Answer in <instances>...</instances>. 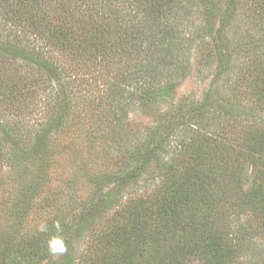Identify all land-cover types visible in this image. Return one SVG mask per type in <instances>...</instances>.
<instances>
[{"label":"trees","instance_id":"trees-1","mask_svg":"<svg viewBox=\"0 0 264 264\" xmlns=\"http://www.w3.org/2000/svg\"><path fill=\"white\" fill-rule=\"evenodd\" d=\"M191 69L213 73L199 101L129 121ZM62 133L122 152L89 202L117 210L52 264H264V0H0L2 196ZM50 229L8 245L17 264L48 257Z\"/></svg>","mask_w":264,"mask_h":264},{"label":"rangeland","instance_id":"rangeland-1","mask_svg":"<svg viewBox=\"0 0 264 264\" xmlns=\"http://www.w3.org/2000/svg\"><path fill=\"white\" fill-rule=\"evenodd\" d=\"M251 21L250 18L245 19L241 32L247 30ZM212 76V72L199 75L191 69L188 77L177 82L173 99L139 108L129 114V121L140 128L155 126L159 117L171 113L183 96L199 101L209 90ZM77 138L82 141L79 142ZM112 145L95 144L84 138L83 134L62 133L52 137L46 153L25 163V184L15 185L13 191L7 186L4 196L0 189V264L19 263L16 254L8 251V245H15L20 241L25 245L28 243L26 240L36 238L41 233L39 227L42 223L57 232L55 237L61 238L66 249L76 258L86 247L89 238L105 229L106 222L117 209L112 207L106 212L99 213L98 209L93 212L89 209V202L94 183L114 170V160L122 152ZM131 146L130 144L128 147L130 152ZM130 152L127 151L128 154ZM128 160L127 162H131V159ZM132 165L131 162L128 167ZM116 170L118 171H114ZM11 192L12 197L9 200ZM84 211L85 231L78 237H71V234H77L69 232L67 227L79 223ZM56 222H59V231L54 228ZM63 255L64 253L53 255L49 252L44 260L40 258L38 261L23 264H52L55 260H61Z\"/></svg>","mask_w":264,"mask_h":264},{"label":"clouds","instance_id":"clouds-1","mask_svg":"<svg viewBox=\"0 0 264 264\" xmlns=\"http://www.w3.org/2000/svg\"><path fill=\"white\" fill-rule=\"evenodd\" d=\"M54 227L57 228V230L59 231V222H56V224H54ZM39 230L41 232H45L48 230V226L46 223H42L39 227ZM49 252L53 255H57V254H63L64 252L67 251L65 244L63 243L62 239L59 237H53L50 241H49Z\"/></svg>","mask_w":264,"mask_h":264}]
</instances>
